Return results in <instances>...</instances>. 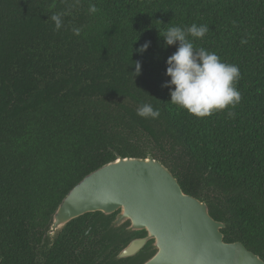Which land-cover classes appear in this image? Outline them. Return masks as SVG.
Listing matches in <instances>:
<instances>
[{
	"label": "trees",
	"instance_id": "16d2710c",
	"mask_svg": "<svg viewBox=\"0 0 264 264\" xmlns=\"http://www.w3.org/2000/svg\"><path fill=\"white\" fill-rule=\"evenodd\" d=\"M53 13L62 14L59 30ZM193 23L209 26L195 46L240 70V102L203 118L162 87L178 43L166 47L159 31ZM142 103L160 116H138ZM147 152L206 201L225 223L224 241L264 260V0H0L1 264L33 261L52 213L83 176ZM105 222L99 212L81 216L59 248L90 226L82 259L118 249L126 238L105 232Z\"/></svg>",
	"mask_w": 264,
	"mask_h": 264
},
{
	"label": "water",
	"instance_id": "95a60500",
	"mask_svg": "<svg viewBox=\"0 0 264 264\" xmlns=\"http://www.w3.org/2000/svg\"><path fill=\"white\" fill-rule=\"evenodd\" d=\"M94 212L103 221L113 214L107 233L126 238L116 259L138 256L149 242L150 257L139 264H264L240 241H224L225 223L211 216L204 199L184 192L149 152L145 157L117 155L83 176L63 196L44 234L53 239L70 221ZM137 232L144 235L131 237Z\"/></svg>",
	"mask_w": 264,
	"mask_h": 264
},
{
	"label": "clouds",
	"instance_id": "9594fccd",
	"mask_svg": "<svg viewBox=\"0 0 264 264\" xmlns=\"http://www.w3.org/2000/svg\"><path fill=\"white\" fill-rule=\"evenodd\" d=\"M90 11H97L95 5L90 6ZM50 19L55 23V30L62 27V14L53 13ZM74 32L79 35L80 29H74ZM208 32V25L196 23L187 27L169 26L162 35L159 31L166 47L178 43L176 51L166 60L165 75L170 80L165 81L162 87L169 89L172 104L199 118L229 106L235 107L241 100L236 88L240 79L239 67L222 61L216 52L194 44L195 39H202ZM150 43L145 42L137 51H147ZM134 69V76H138L141 72L140 62H134ZM160 114L159 108L149 103H142L137 109V115L142 118L157 119ZM228 114L233 115L232 112Z\"/></svg>",
	"mask_w": 264,
	"mask_h": 264
},
{
	"label": "flooded vegetation",
	"instance_id": "af4514ba",
	"mask_svg": "<svg viewBox=\"0 0 264 264\" xmlns=\"http://www.w3.org/2000/svg\"><path fill=\"white\" fill-rule=\"evenodd\" d=\"M112 217L113 214L110 215L108 218H106V222L104 221L105 224H107ZM75 220L77 219H74L69 223H67L66 226L63 229H61L53 239L48 235L44 234L45 232L43 230V235L41 237L40 242L36 245V247L33 248L35 251L34 259L29 264H139L143 259L147 258V256L152 251L150 243L147 242L140 249L138 256L135 255L134 257H129L125 259H116L115 255L118 250L117 249L112 250L111 248H109L106 251H104L105 256L101 255L98 258H94L92 260H87V259L84 260L82 259V257L85 254L82 255V249L85 246L84 241L87 239L86 237L90 232V226H89L88 228L83 229L80 237L78 238L79 241L77 244L71 245L68 248V251L62 252V250L64 249L59 248L57 242L59 241L60 237L62 236V232L65 231L66 227ZM104 231L107 232V229L105 228ZM143 235L144 234H142L141 232H137V233H132L131 237L136 238V237H141ZM1 262H2V254L0 251V264Z\"/></svg>",
	"mask_w": 264,
	"mask_h": 264
}]
</instances>
